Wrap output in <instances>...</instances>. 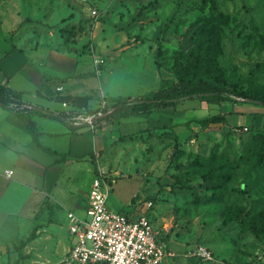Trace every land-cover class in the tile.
<instances>
[{
    "label": "rangeland",
    "instance_id": "rangeland-1",
    "mask_svg": "<svg viewBox=\"0 0 264 264\" xmlns=\"http://www.w3.org/2000/svg\"><path fill=\"white\" fill-rule=\"evenodd\" d=\"M0 35L11 48L74 59L70 78L56 83L86 97L66 107L71 114L134 99L126 91L135 85L150 96L181 77L216 83L228 101L251 102L236 95L243 90L264 94V0H0ZM109 80L118 81L114 99L102 92ZM218 104L179 99L178 125L141 118L100 159L108 204L147 213L174 252L164 264H264V126L225 125ZM60 165L50 191L39 175L5 192L0 264H49L68 251L65 214L83 207L96 163L90 155ZM197 244L213 259L185 255Z\"/></svg>",
    "mask_w": 264,
    "mask_h": 264
},
{
    "label": "crops",
    "instance_id": "crops-1",
    "mask_svg": "<svg viewBox=\"0 0 264 264\" xmlns=\"http://www.w3.org/2000/svg\"><path fill=\"white\" fill-rule=\"evenodd\" d=\"M73 60L70 55L53 49L40 55L38 52L31 53L28 50L11 48L10 43L0 35V84L12 91L20 92L19 100L32 105L33 108H43L65 114L67 106H64L62 101L56 100L55 96L81 95L67 86L64 87V91L60 92L62 86L56 85L60 81L65 84L70 78L75 70ZM153 64L155 65L152 63V66ZM153 68L156 71V65ZM112 79L114 80L113 75ZM133 79L135 77L132 79L128 77L126 81ZM113 80L104 84L102 91L103 93L105 91L112 99L114 95L119 94L114 88L118 81L113 82ZM120 82L125 81L121 79ZM147 93V91L142 92L141 89L136 88V85L126 91V94L134 99L137 94H141L137 99L147 97ZM123 99V97H116L117 101ZM217 107L221 111L225 125L242 128L264 126L263 104L247 102V100H225L220 101ZM183 111L179 108L167 107L160 108L156 116L154 111L137 115H121L113 122H105L102 125L96 121V126L92 129L73 126L63 119L33 114L32 119L37 132L35 139L24 121L13 110L0 104V229L3 228L4 194L9 189L23 185L24 179L42 175L41 186L45 191H50L55 188L54 183L60 179L63 172L60 164L64 160L71 161V158L79 156L85 158L93 155L96 165L106 171L101 163V157L111 151L116 144L128 139L133 132L136 133L139 130V124H142L139 123L141 118L148 127L165 126L171 120L177 122L176 125H178L184 115ZM46 117L54 121L49 122ZM120 135L125 136L119 139ZM95 153L98 154L97 162ZM9 171L11 172L8 173ZM94 171L95 169L92 170L91 176ZM88 188L89 183L83 207L78 211H70L83 213ZM13 196L9 195L6 201H11ZM128 203H122L118 209L133 211V207Z\"/></svg>",
    "mask_w": 264,
    "mask_h": 264
},
{
    "label": "built area",
    "instance_id": "built-area-1",
    "mask_svg": "<svg viewBox=\"0 0 264 264\" xmlns=\"http://www.w3.org/2000/svg\"><path fill=\"white\" fill-rule=\"evenodd\" d=\"M62 104L68 106L70 103L63 101ZM9 107L33 108L28 103L17 104L15 101H10ZM109 111L111 109L77 115L66 111L62 119L73 126L92 129ZM97 157L95 153L96 162ZM109 178L107 172L96 165L83 213L67 210L65 214L70 237L68 251L49 264H164L174 255L145 211L113 209L108 204ZM185 255L201 260L213 259L212 251L202 244L195 245Z\"/></svg>",
    "mask_w": 264,
    "mask_h": 264
},
{
    "label": "trees",
    "instance_id": "trees-1",
    "mask_svg": "<svg viewBox=\"0 0 264 264\" xmlns=\"http://www.w3.org/2000/svg\"><path fill=\"white\" fill-rule=\"evenodd\" d=\"M201 29L204 28V26L200 27ZM198 29H194V33ZM210 32V31H208ZM218 85L216 83L207 81L203 79L202 77H197L195 79L192 78H184L181 77L178 79V81L175 84H171L167 87H160L155 92L152 93V95L141 98V99H128V100H118L115 103L112 104L111 108H105L102 111H107L108 109H111V111L107 112L103 117L99 118L97 121L99 123L101 121H106V119H110L109 122H113L115 118L121 115H127V114H144L149 113L153 110H158L160 108H167V107H173L174 109L177 108V105L179 103V99H207L211 101H225L228 100L226 97L221 95V89L217 87ZM21 93L18 91H12L9 88H7L5 85L0 84V104L13 110L25 123L27 129L32 134V136L36 139L37 132L35 127V122L32 119L33 114H41L47 117H55L62 119V114L60 112H52L47 109L43 108H28V107H22L17 109H12L9 107L10 101H15L17 104L22 103L20 98ZM238 97H243L248 99L251 102H256L260 104H264V94L258 93L253 90H243L238 91L236 93ZM56 100L58 101H64L68 102L74 106H82L84 105L86 101V97L84 95H63V96H55ZM97 111V110H95ZM88 112H93L90 109ZM206 118L198 119V120H206ZM217 120H222V114L216 117ZM107 122V121H106ZM252 129L258 128L256 126H249ZM260 128V127H259ZM125 135H120V138H123ZM93 156V155H91ZM162 238V237H161ZM195 259L199 261H203L200 258L194 257Z\"/></svg>",
    "mask_w": 264,
    "mask_h": 264
}]
</instances>
